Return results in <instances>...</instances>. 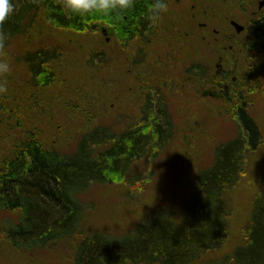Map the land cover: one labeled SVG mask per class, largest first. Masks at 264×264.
<instances>
[{
    "label": "trees",
    "instance_id": "1",
    "mask_svg": "<svg viewBox=\"0 0 264 264\" xmlns=\"http://www.w3.org/2000/svg\"><path fill=\"white\" fill-rule=\"evenodd\" d=\"M28 1L12 0L15 11L0 26V32L6 35L3 48L27 33V25L31 24L28 19L38 15H44L57 29L74 32L90 31L100 21L96 16L102 15L70 13L63 0H30L45 2L48 12L28 17L23 14L25 6L31 4ZM152 3L153 0H134L132 7L114 10L106 16L116 24L104 21L106 25L119 26V34L130 38L144 31ZM56 56V52L44 51L25 56L27 73L32 81H41L38 86H44L55 76ZM8 115L5 123L0 118V126L12 138L7 148L0 150V211L16 214L14 224L5 223L8 230L3 231L5 240L15 249L35 253L48 249L51 243L69 240L75 247L73 264H264V176L251 174L246 162L262 148L264 141L260 131L251 125L252 119H243L246 135L237 133L234 141L240 142L238 148L232 150L230 144L221 150V157L217 150L211 166L197 171L204 177L199 180L195 174L177 220L146 229L141 227L144 219L126 235L129 243L118 246L117 240L123 237L105 243L94 238L101 233L80 234L77 228L83 224L85 213L79 197L96 185H110L115 174L124 179L133 163L145 157L147 147L162 146L170 129L167 131L164 122L157 119L144 125L142 131L121 136L91 129L80 135L72 153L63 154L38 143L32 132L21 130L15 116ZM108 137L114 141H106ZM113 143L107 150L99 146ZM126 181L132 184L133 180ZM243 189L249 194L241 209L243 221L235 230L239 240L232 243L234 229L230 219L236 213L232 200ZM216 200L220 210L214 208ZM242 245L245 249L241 258H235L234 249Z\"/></svg>",
    "mask_w": 264,
    "mask_h": 264
},
{
    "label": "rangeland",
    "instance_id": "2",
    "mask_svg": "<svg viewBox=\"0 0 264 264\" xmlns=\"http://www.w3.org/2000/svg\"><path fill=\"white\" fill-rule=\"evenodd\" d=\"M178 1L185 2L188 7L195 2L200 12L199 23L208 22L219 32L225 30L229 0H172L169 13L180 11ZM28 22L31 24L27 25V33L0 49V58H7L11 65L10 72L0 75V82L8 87L6 93L0 94L3 123L9 120L8 113L19 122V117L25 113V131L32 132L35 125L38 143L69 154L75 150L80 135L86 130L105 126L119 132L137 122L136 107L140 101L135 100L128 88V54L119 49L120 46L126 48L121 41L102 45L95 34H90L93 31L57 29L46 21L44 15L28 19ZM202 38L203 31H198L196 26L197 48H204ZM101 50L106 52V64L100 66L101 62H96L93 56ZM35 51L57 54L55 76L41 87L38 86L39 79L31 80L24 63L27 53ZM200 64L204 67L205 62ZM119 95L120 98L116 99ZM213 103L217 104L212 105L209 101L196 104V108L202 111V116L196 119L170 118L172 137L163 147L134 162L124 179L115 174L110 185H96L80 196L85 213L83 224L77 228L80 234L101 233L94 238L105 243L123 237L117 240L121 246L129 243V235H126L144 219L141 227L146 229L177 220L195 174L199 180L204 177L197 171L211 166L217 150L221 157L224 152L221 150L230 144L235 150L240 144L234 141L238 133L236 116L225 112L220 102ZM218 104L220 106L216 107ZM252 108L256 113L250 115V123L260 131L264 141V100ZM210 109L216 112L211 115L203 113ZM29 116L32 119L29 120ZM7 125L11 126L10 123ZM7 131L0 126V150H5L12 139ZM246 162L251 174L264 176V144ZM126 178L132 179V184H128ZM248 194L249 191L243 189L232 200L236 209L234 218L230 219L234 229L232 243L239 240L235 230L243 221L241 209ZM217 201L214 208L219 209ZM256 213L257 209L255 216ZM15 215L0 211V264H73L75 247L69 240L51 243L48 249L35 253L11 246L3 231L8 230L7 224H14ZM244 249V245L234 249V257L240 259Z\"/></svg>",
    "mask_w": 264,
    "mask_h": 264
},
{
    "label": "flooded vegetation",
    "instance_id": "3",
    "mask_svg": "<svg viewBox=\"0 0 264 264\" xmlns=\"http://www.w3.org/2000/svg\"><path fill=\"white\" fill-rule=\"evenodd\" d=\"M166 2L170 6L172 0ZM177 3L180 11L169 13L167 9L158 22L150 15L144 31L130 38L122 37L119 26L106 25L104 19L95 28L99 33H90L95 34L102 45L115 40L124 45L125 41L128 50L121 46L119 49L128 54V88L135 100L140 101L136 107V123L119 132L105 126L93 131L121 136L142 131L153 119L162 120L167 131L170 129V136L161 144L163 147L172 137L170 118L192 120L202 116L196 104L220 102L225 112L237 119H251L250 115L256 113L252 106L264 100V0H229L222 32L208 22H198L200 12L195 2L189 7L183 1ZM196 26L198 31H203L204 48L196 47ZM100 54L104 58L101 66L106 64L105 50ZM202 62L206 66L202 67ZM119 98L120 95L116 96ZM214 109L203 113L211 115L216 112ZM19 119L21 130L30 133L23 128L25 113ZM34 131L38 132L35 125L33 135ZM87 132L89 130L82 134ZM113 145L99 146L107 150ZM155 149L159 148L147 147L145 156Z\"/></svg>",
    "mask_w": 264,
    "mask_h": 264
},
{
    "label": "clouds",
    "instance_id": "4",
    "mask_svg": "<svg viewBox=\"0 0 264 264\" xmlns=\"http://www.w3.org/2000/svg\"><path fill=\"white\" fill-rule=\"evenodd\" d=\"M134 5V0H63V6L70 13L87 15L94 12L108 16L114 10H126ZM168 4L166 0H153L150 7V15L153 21L158 22L161 13L166 12ZM15 11L12 0H0V26ZM5 33L0 32V48H3ZM11 71V65L7 58H0V75ZM8 87L6 83L0 82V94L6 93Z\"/></svg>",
    "mask_w": 264,
    "mask_h": 264
},
{
    "label": "bare ground",
    "instance_id": "5",
    "mask_svg": "<svg viewBox=\"0 0 264 264\" xmlns=\"http://www.w3.org/2000/svg\"><path fill=\"white\" fill-rule=\"evenodd\" d=\"M31 2V4L29 5V4H24V5H26L25 6V10L23 11V14H25V15H27L28 17H29V15H31V16H35V14L34 13H44V14H47V12H48V10L46 9V6H45V2H43V3H41V4H38V3H33L32 1H28L27 3H30ZM105 15H98V16H96V19H98V20H101V19H104L105 17H104ZM53 18L55 19V20H57V18H56V16L54 17L53 16ZM106 19H108V18H105V20ZM107 22H109V23H114V24H116L117 22L116 21H114V20H112V19H108V21ZM124 46H125V41H124ZM93 59H95V61L96 62H102V60L104 59L102 56H101V54L99 53L98 55H96V56H93ZM46 61V60H45ZM47 62V61H46ZM243 119H246V118H240V119H237V132L239 133V135L240 136H245L246 135V129H245V127H244V120ZM239 121V122H238ZM28 149V148H27ZM28 151V150H27Z\"/></svg>",
    "mask_w": 264,
    "mask_h": 264
}]
</instances>
